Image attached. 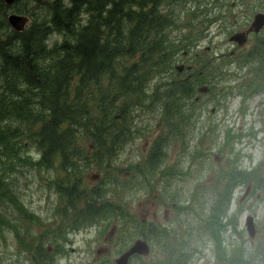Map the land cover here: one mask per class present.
Instances as JSON below:
<instances>
[{"label": "trees", "instance_id": "trees-1", "mask_svg": "<svg viewBox=\"0 0 264 264\" xmlns=\"http://www.w3.org/2000/svg\"><path fill=\"white\" fill-rule=\"evenodd\" d=\"M36 1L43 4L41 13L27 0H15L10 9L0 0V226L14 229L18 242L25 245L39 237L30 233V227L41 222L20 206L16 194L18 183L29 173L55 174V191L65 199L57 217L61 219L67 211L69 180L74 224L96 218L107 211V201L84 185L87 169H101L98 175L105 181L104 174L108 176L109 165L122 150L140 145L147 137L149 128L137 125V118L157 112L166 134L159 131L153 145L149 139L145 142L151 148L138 164L140 175L145 176L139 181L152 183L154 176L147 174L162 165L168 142L182 139L183 125L192 129L198 113V92L181 80L209 85L210 69L215 75L209 58L190 65L195 73L190 79L192 69L184 66L187 74L180 73L179 65H173L175 48L184 53L194 40L205 37L206 31L198 29L194 18L208 15L212 2ZM188 4L186 30L190 33L178 28L185 34L176 41L171 32L179 25V10ZM11 13L31 19L24 31L11 29ZM151 80H161L153 82L156 89L147 88ZM239 178V173L232 174L226 191L218 194L212 206L210 221L215 231L223 227L222 201L240 183ZM103 191L102 198L111 200L112 194ZM3 204H8L6 217L1 216ZM9 205L13 220L8 217Z\"/></svg>", "mask_w": 264, "mask_h": 264}, {"label": "rangeland", "instance_id": "rangeland-1", "mask_svg": "<svg viewBox=\"0 0 264 264\" xmlns=\"http://www.w3.org/2000/svg\"><path fill=\"white\" fill-rule=\"evenodd\" d=\"M27 1L35 3L37 12L41 13L43 4ZM199 1L203 4L213 3L208 15L194 18L203 32L206 31L205 37L199 38L197 47L200 51H207L224 39L219 36L211 18L226 0H192L191 3ZM189 6H182V10H179V25L171 32L176 41L187 31ZM178 28L184 32L176 31ZM175 50L173 65L177 66L183 51ZM246 70L242 66L231 67L230 71L216 79L210 69L212 84L208 86L211 89L208 94H197L200 100L193 128L183 125L184 137L172 144L168 142L163 162L167 161L172 171L161 190L155 185L149 186L160 180L162 170H157L160 166L147 174L155 178L148 185H142L139 181L145 176L138 173L137 179H131L129 173L123 171L126 166L137 169L135 164H139L151 148V145H144L148 139L151 143L159 131L166 134L157 112L144 115L148 116L149 123L144 122L143 116L137 118V125L149 128L147 137L140 145L122 150L109 165L108 176L104 174L105 181L93 180L95 175L102 173L101 169H87L84 185L100 186L112 194L111 200L106 202L107 211L96 218L79 225L63 223L60 218H54L57 209L63 208L65 202L58 191L47 193L45 183L53 182L55 174L31 172L18 183L20 187L16 189V194L20 206H25L37 218L40 212L45 220V223L41 221L39 225H32L31 234L40 236L41 227L52 221H56L57 225L62 223L60 232L64 239L57 244L61 255L56 257L54 264L90 263L91 260L69 262V258L62 256L69 255L73 250L102 252L112 247L109 243L113 244L115 255L122 253L136 238L129 232L130 224L139 227L140 235H150L153 252L148 258L149 264H264V79L253 83ZM182 73L187 74L186 71ZM158 81L161 80H151L147 88L156 89L153 82ZM160 89L164 90L165 87L161 86ZM30 153L36 155L37 150L31 148ZM234 172L239 173L240 183L225 195L221 206L223 227L215 231L212 229L210 212L218 194L226 191V184ZM249 185L252 192L246 195ZM9 206L8 217L13 220V207ZM7 211L8 204H3L1 216L6 217ZM248 216L253 218L255 225L247 220ZM144 219L146 223H143ZM152 221L161 230L157 236L147 229ZM73 229L87 232L74 235L71 232ZM115 230H118V234L113 239L110 236ZM105 231L107 235L103 239ZM0 264H35L21 251L15 230L6 229V226H0Z\"/></svg>", "mask_w": 264, "mask_h": 264}, {"label": "flooded vegetation", "instance_id": "flooded-vegetation-1", "mask_svg": "<svg viewBox=\"0 0 264 264\" xmlns=\"http://www.w3.org/2000/svg\"><path fill=\"white\" fill-rule=\"evenodd\" d=\"M5 4L8 8L14 7V2H7L4 0ZM240 2V3H238ZM12 13H16L13 12ZM238 13V15H235ZM216 15L212 16V23L216 24L217 32L220 33V37L224 38L223 40L217 42L215 46H211L207 49V51H200L198 48V41L194 40L191 43V47L189 51H186L182 54V58H179L180 64L183 66H187L192 70H189V77L187 79L195 77L194 68L190 65L199 64L202 59L209 58L210 65L214 69V78H219L222 76V73L230 71L231 67H244L247 68V73L250 74V80H253V83H256L260 79H264V0H226L224 2V6L219 10V12L215 13ZM20 15V14H19ZM257 16L258 19H257ZM238 17H240L238 19ZM195 25L200 28V24L195 21ZM196 35V34H195ZM237 36L234 40L233 37ZM218 37V36H217ZM182 38V37H181ZM181 38H178L180 40ZM200 51V52H198ZM185 70V69H184ZM186 81L190 84L191 87L195 89L196 92L199 93L203 85H198L200 80H181ZM206 81V80H205ZM212 82V81H209ZM208 83V82H205ZM200 94V93H199ZM208 94V93H207ZM200 97H196L197 104L199 103ZM215 112V109L213 110ZM144 122L149 123L148 116H143ZM119 119V118H118ZM155 144V140L151 141V145ZM146 146H149L146 144ZM127 164V162L125 163ZM162 170L160 180H156L149 186H157L160 188L164 185L165 180L168 178L170 173V166L167 161H164L163 164L157 168ZM126 173H129V178L137 179L138 169H129L127 166L123 169ZM156 177V176H155ZM93 179V178H92ZM95 179L101 181L99 175L94 176ZM142 184V183H141ZM144 185V184H142ZM69 180L67 183L66 190V213L62 215L61 222H67L74 224L76 221L73 220V214L69 212ZM45 187L48 191H55L56 187L53 182L45 183ZM91 190H96L100 195V200L102 202L109 201V198H102L104 195V191L101 189H94L95 187H89ZM72 195V194H71ZM159 196V195H154ZM63 209V208H61ZM167 213V212H166ZM34 214V213H33ZM39 220L45 223L43 220L41 213L39 212ZM82 214H75L76 217H80ZM37 217L36 214H34ZM88 216V215H87ZM86 216V217H87ZM55 219H58L57 215L54 216ZM145 222V219L143 220ZM62 224V223H61ZM61 224L57 225L56 221H52L51 224L45 225L42 228V232L40 236L35 240H33L32 244H20L21 251L26 254L28 259L34 261L35 264H54L57 256H60L61 253H58L57 244L64 239L63 233L60 232ZM77 222L74 225H78ZM131 228L129 230L130 233L136 236L134 242L127 247L122 253L117 255L113 252V244L109 243L111 248L104 249L102 252L97 250L89 252L87 250L83 252H76L73 250L69 252V255L65 254L63 258H69V262L72 260H91L90 263L86 264H117V260L128 252L133 245L139 241H145L150 249L149 255H141L138 253L133 254L128 261V264H149L148 258L152 255L153 248L150 245L149 238L150 235L145 233L140 235V229L135 224H130ZM78 228V227H76ZM154 228L157 232H161L156 222H150V226L147 229ZM71 232L76 234L86 233L87 231H81L78 229L77 231L73 229ZM44 233V234H43ZM70 234V232H69ZM118 234V230H115L114 233L110 236L113 239ZM107 231L104 232L103 239L106 237ZM157 236V235H156ZM136 261V262H134ZM82 264H85L82 262Z\"/></svg>", "mask_w": 264, "mask_h": 264}, {"label": "water", "instance_id": "water-1", "mask_svg": "<svg viewBox=\"0 0 264 264\" xmlns=\"http://www.w3.org/2000/svg\"><path fill=\"white\" fill-rule=\"evenodd\" d=\"M13 0H7V2H12ZM38 1H43V0H38ZM259 16H257L258 19ZM9 22L11 24V26L19 32H22L25 30V28L27 27V25L31 22L30 18L28 16L25 15H19V14H12L9 17ZM237 36L233 37V40L236 38ZM176 69L179 72H182L184 70V66H177ZM209 92V88L208 87H202L200 89V93H207ZM248 221L253 223V218H249ZM251 227V225H249ZM249 230V229H248ZM250 232V230H249ZM251 234V232H250ZM141 254V255H149L150 253V249L148 244L145 241L139 240L137 241L133 247L126 252L124 255H122L118 260H117V264H128L129 258L135 254Z\"/></svg>", "mask_w": 264, "mask_h": 264}, {"label": "bare ground", "instance_id": "bare-ground-1", "mask_svg": "<svg viewBox=\"0 0 264 264\" xmlns=\"http://www.w3.org/2000/svg\"><path fill=\"white\" fill-rule=\"evenodd\" d=\"M11 15H12V13L10 14V16H11ZM8 23H9V25H10L11 29L15 31V29H14V28L11 26V24H10L9 20H8Z\"/></svg>", "mask_w": 264, "mask_h": 264}]
</instances>
